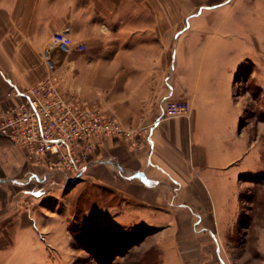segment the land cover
Wrapping results in <instances>:
<instances>
[{
    "label": "crops",
    "instance_id": "obj_1",
    "mask_svg": "<svg viewBox=\"0 0 264 264\" xmlns=\"http://www.w3.org/2000/svg\"><path fill=\"white\" fill-rule=\"evenodd\" d=\"M176 5L177 0H0V108L12 101L8 92L13 88L25 89L50 76L66 95L79 98L84 92L98 105L112 88L106 107L125 126L150 129L148 137L139 138L137 145L107 138L81 176L89 170L94 181L144 213L154 207L151 223L181 213L200 214L201 227L192 223V228L213 234L223 254L220 232L235 214L242 175L255 166L250 132L242 128L243 106L234 93L236 75L245 63L232 58L220 65L214 51L206 50L207 64L191 69L185 53L188 41L199 34L180 35L185 27L177 31ZM66 26L72 39L85 42L87 49L72 52L67 64L51 72L45 47ZM81 73L89 82L87 89L77 81ZM173 99L187 100L190 111L158 120ZM38 158L0 136V264H9L18 247H31L36 230L42 234L46 229L48 215L34 200L35 193L24 187L33 169L47 167ZM171 197L181 204L169 203ZM177 222L176 231H190L183 220ZM194 244L177 238L160 243L164 264H188ZM220 259L229 264L226 256Z\"/></svg>",
    "mask_w": 264,
    "mask_h": 264
},
{
    "label": "rangeland",
    "instance_id": "obj_2",
    "mask_svg": "<svg viewBox=\"0 0 264 264\" xmlns=\"http://www.w3.org/2000/svg\"><path fill=\"white\" fill-rule=\"evenodd\" d=\"M186 1L177 0L176 28L179 32L185 27L180 35L192 31L199 34L188 41L190 50L185 53L191 69L207 64L206 50L214 51L215 63L220 65L232 58L240 65L245 63L236 75L234 93L243 106L242 128L250 132V154L255 166L242 175L235 214L220 232L223 254L218 252L213 234L192 228V223L198 228L202 224L203 217L195 211L199 215L181 213L171 220L162 218V222L151 223L154 207L146 213L133 207V202L122 200L120 193L112 194L106 184L94 181L89 170L81 176L53 174L48 167H37L24 187L35 193L34 200L48 215L46 229L42 234L36 230L34 237L38 242L31 247H18L9 264H164L160 243L176 238L178 242L196 243L195 248L188 249L194 253L188 264H221L224 256L229 264H264V0ZM189 13L193 14L186 16ZM210 37L214 40L206 46ZM176 47L181 58V41ZM69 78L71 84H77L73 77ZM77 78L87 89V77L81 73ZM112 91H104V98L98 103L114 113L104 100L110 99ZM79 99L95 103L84 92ZM47 193L43 200L36 198ZM168 202L181 204L174 203L173 197ZM182 220L190 231H176L177 221Z\"/></svg>",
    "mask_w": 264,
    "mask_h": 264
},
{
    "label": "built area",
    "instance_id": "obj_3",
    "mask_svg": "<svg viewBox=\"0 0 264 264\" xmlns=\"http://www.w3.org/2000/svg\"><path fill=\"white\" fill-rule=\"evenodd\" d=\"M86 49L85 42L72 39L70 26L56 30L45 47L50 71L67 64L72 52ZM8 96L12 101L0 108V136L39 156L52 172L82 174L101 153L107 138L137 145L150 131L144 126L127 127L102 106L66 95L51 76L25 89L15 87ZM189 111L187 100H169L158 120Z\"/></svg>",
    "mask_w": 264,
    "mask_h": 264
},
{
    "label": "bare ground",
    "instance_id": "obj_4",
    "mask_svg": "<svg viewBox=\"0 0 264 264\" xmlns=\"http://www.w3.org/2000/svg\"><path fill=\"white\" fill-rule=\"evenodd\" d=\"M225 260V259H224Z\"/></svg>",
    "mask_w": 264,
    "mask_h": 264
}]
</instances>
